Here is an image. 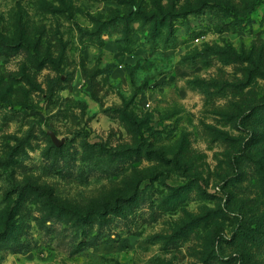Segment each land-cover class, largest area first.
<instances>
[{
  "label": "rangeland",
  "instance_id": "rangeland-1",
  "mask_svg": "<svg viewBox=\"0 0 264 264\" xmlns=\"http://www.w3.org/2000/svg\"><path fill=\"white\" fill-rule=\"evenodd\" d=\"M0 264H264V0H0Z\"/></svg>",
  "mask_w": 264,
  "mask_h": 264
},
{
  "label": "water",
  "instance_id": "water-1",
  "mask_svg": "<svg viewBox=\"0 0 264 264\" xmlns=\"http://www.w3.org/2000/svg\"><path fill=\"white\" fill-rule=\"evenodd\" d=\"M54 142L57 144V145H61V141L58 139V138H56V137H54Z\"/></svg>",
  "mask_w": 264,
  "mask_h": 264
}]
</instances>
